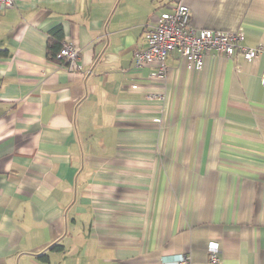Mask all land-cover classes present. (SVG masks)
I'll return each instance as SVG.
<instances>
[{"label": "crops", "instance_id": "obj_1", "mask_svg": "<svg viewBox=\"0 0 264 264\" xmlns=\"http://www.w3.org/2000/svg\"><path fill=\"white\" fill-rule=\"evenodd\" d=\"M174 3L0 12V264H211L210 241L217 264H264V0L186 1L196 28L262 51L196 70L172 50L161 81L133 55ZM57 26L78 71L46 56Z\"/></svg>", "mask_w": 264, "mask_h": 264}, {"label": "built area", "instance_id": "obj_2", "mask_svg": "<svg viewBox=\"0 0 264 264\" xmlns=\"http://www.w3.org/2000/svg\"><path fill=\"white\" fill-rule=\"evenodd\" d=\"M174 1L171 11L162 12L154 25L144 29L146 46L144 49L135 51L133 55L136 69L155 64L157 70L152 77L164 81L166 77L165 59L172 50H178L188 66L196 70L202 67L204 55L211 51L228 58L240 54L246 61H251L261 53L260 48H246L241 45L244 36L240 31L227 33L196 28L191 22L190 11L186 5L188 0ZM16 3L17 0H0V12L14 7ZM59 56L64 59V66L68 70L81 69L78 63L79 48L72 43H63ZM147 98L161 100L162 96L161 93H151ZM207 250L209 262L217 264L220 260L217 242L210 241ZM176 264H191L190 258L181 255Z\"/></svg>", "mask_w": 264, "mask_h": 264}, {"label": "trees", "instance_id": "obj_3", "mask_svg": "<svg viewBox=\"0 0 264 264\" xmlns=\"http://www.w3.org/2000/svg\"><path fill=\"white\" fill-rule=\"evenodd\" d=\"M63 46L62 28L57 26L48 32L46 43V56L49 60L64 64L65 61L59 56V51ZM46 257L44 256V259Z\"/></svg>", "mask_w": 264, "mask_h": 264}]
</instances>
